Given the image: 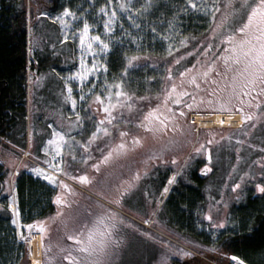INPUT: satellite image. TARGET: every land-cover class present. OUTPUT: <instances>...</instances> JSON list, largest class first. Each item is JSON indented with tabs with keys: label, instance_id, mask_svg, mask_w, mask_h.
<instances>
[{
	"label": "rangeland",
	"instance_id": "rangeland-1",
	"mask_svg": "<svg viewBox=\"0 0 264 264\" xmlns=\"http://www.w3.org/2000/svg\"><path fill=\"white\" fill-rule=\"evenodd\" d=\"M70 1L75 2L76 0H67L62 8L50 15L51 19L58 23L62 39L71 41L75 45L76 67L64 71L60 77L64 81L69 105L65 108V92L61 88L56 89L53 97H50L43 91L45 86L42 85L41 87L36 80L33 83V102L38 104L34 106L33 112L39 114L41 111L45 115V127L48 129L49 136L44 142L39 140V154L37 156L31 154L29 146L28 148H21L13 144L4 150L0 148V158L6 167L11 169L12 165L20 159L18 171L27 168L26 173L39 180L40 185L56 188L59 180H63L68 185L66 192L63 189L64 192L61 194L65 202L63 204L59 202L58 212L47 222L35 223L31 220L32 217L28 208L22 211L20 207L21 198L16 183L13 182L10 195L7 198L12 218L9 223H0V264H34L39 253V246L40 264H43L44 252L46 255L45 264H73L72 260L65 259L69 254L73 257L79 256L80 264H93L97 257L81 253L76 241L70 240L68 237L80 234V238L85 239L87 228L91 227L96 217L102 214L114 215L115 232L124 238V243L114 256L110 259L103 258V264H164L168 261V255L159 248L158 239L145 235L142 226H138V230L134 231L129 227L128 230L124 229L123 219L135 217L137 209L142 206L139 189H135L134 185H130V190L128 189L131 172L140 163H145L143 160L148 159L152 153L160 156L169 154L175 148L180 133H169L168 135L156 134L157 132L153 131L145 133L139 130L140 125L137 126L135 122L122 123L121 125V121L117 119L118 124L126 128L129 127L134 134L140 135L137 136L140 140L139 143L127 144L118 153L116 148H112L113 155L107 162H104L103 156L96 163L99 170L88 167L89 182H82V188L79 187L80 184L65 176V164L69 165L71 159L80 158L84 161L87 157L92 159L96 156L92 155L95 153L94 150H90V152L88 147L84 148L89 146V131H94L99 125L98 119L95 117L99 110L98 107L95 108L98 106L96 104L99 103L96 96L102 89V85L119 70L117 62L122 56L129 52H139L142 53L140 54L141 58L144 55L153 54L157 58L170 57L175 51L181 49L184 40L183 32L189 24L201 25L204 20L213 18L212 22L208 23V31L205 33L201 44L194 45L195 47L191 46L183 53L176 52L167 63L168 70L154 71L157 76L159 74L156 79L162 81L161 91L146 95L147 92L151 91L150 89L146 90L145 96L137 101L134 100L136 106L131 107L130 112H133L137 119L140 114L136 110L138 112L147 110L148 105L157 101L162 92L167 90L164 91L165 84L171 82L169 73L174 74L173 79L176 83L182 82V89L187 91L188 96H190V104L199 107L200 111L198 112L226 111L234 113L230 110H238L239 105L246 104L244 101L240 102L242 93L239 89L236 90L239 95L231 94L233 70L237 65L234 62L224 64L221 58L217 56V47L223 38L237 35L235 34L236 31L247 22L248 13L253 6L259 4V0H223L221 4H218L216 0H193L197 5L195 8L188 3V0H165L162 3V9H158L159 11L155 16L149 19H145L141 14L143 7L139 8L134 5L136 0H133L134 3L130 0H88L87 7H83L82 3H74L70 6L68 5ZM122 3L126 5L123 8L120 6ZM65 8L70 10V14H64ZM101 8H104L105 11L101 12ZM113 10H115L114 17L112 16ZM187 20H191L193 23L184 24V22H188ZM85 21L89 24V30L84 37L83 45H81ZM106 22L111 31L105 28ZM96 36L108 44L107 49L102 51L103 45L93 39ZM89 44L92 45L94 51L89 50ZM136 62L126 68L129 70L130 79L141 83L148 82V84L154 82L155 79L151 77V74L148 75L149 70L139 68L137 65L140 63L135 64ZM207 64H211L215 71H210L205 75L206 71L204 70H206ZM203 68L205 69L203 70ZM183 69L190 71L181 77L179 75ZM77 73L82 75H76ZM192 77H195L194 83ZM69 87L71 88V98H69ZM51 89V86L45 87L46 92ZM105 92L106 90H101V94L106 95V99H108ZM252 93H257V96L261 97L259 100L264 101V92L257 90L250 92V94ZM193 98H195V102H193ZM73 100H75V107ZM140 108L142 109L140 110ZM77 115H79V119H75ZM191 116L192 114L190 115L192 119ZM102 118L104 123L108 120V117L102 116ZM194 124L195 129L192 126L187 129L186 144L183 141L182 149L187 150L191 143L200 137V132L196 130L198 124L196 122ZM220 128L226 129L228 127H212V130L217 131ZM54 132H60L64 135L63 140H56V143L61 145L59 149H57L56 144L48 143L49 140L56 139ZM141 135L142 138H140ZM30 141L31 139L28 141L29 145ZM0 143L3 144V142ZM46 147L48 151H44ZM247 149L245 155L250 157V160L254 159L255 153L249 152L254 151V149ZM231 150L229 153L234 158V149ZM218 152L219 154L226 153L223 149ZM85 155L87 157L84 159ZM31 159L47 166L46 169H43L44 173L51 175L56 183L46 178V175L35 171V169L40 168ZM150 163H153L152 159H150ZM261 163L264 164L263 161ZM53 165L62 170H57V167H53ZM14 170L16 168L12 169L13 178L17 176L13 175ZM257 175L255 180L258 181L264 177L263 173ZM245 180L248 181L249 179H241V181ZM250 180L252 181L250 184H253L254 179ZM124 191L125 195L123 194ZM13 208L19 210L18 215L13 212ZM109 209L111 212L108 211ZM14 218L17 220L16 224L12 222ZM28 224H32L33 227L31 229L25 227ZM37 224L40 227H37ZM144 224L147 227H152L150 220ZM229 224L234 225V221L230 220ZM161 226L159 229L162 232L170 234ZM82 229L83 233L81 232ZM40 242L41 245H39ZM183 243L199 250L194 254L185 255L188 261L186 264H198L193 263L195 258L202 264H222L208 257L209 254L205 253V249L200 248L196 242L183 241ZM210 252L217 256L220 255L215 251ZM232 256L234 257V255ZM232 256L224 255L227 259L229 258L230 262H233L232 264H237V260H231L230 257ZM240 261H242L241 258ZM258 263L264 264V254L261 259H258Z\"/></svg>",
	"mask_w": 264,
	"mask_h": 264
},
{
	"label": "flooded vegetation",
	"instance_id": "flooded-vegetation-1",
	"mask_svg": "<svg viewBox=\"0 0 264 264\" xmlns=\"http://www.w3.org/2000/svg\"><path fill=\"white\" fill-rule=\"evenodd\" d=\"M235 34H237L234 36L235 40L243 38V34L238 31ZM230 43L223 38L217 47V56L224 64L233 62ZM224 57H229L227 63H225ZM208 67L209 69H207ZM207 68L206 70L203 68L207 73L215 71L211 64H207ZM185 70L183 69L181 72H185ZM169 77H171V82L164 86V91L167 90L162 92L157 101L148 105L147 110L137 112L140 114L137 119L133 112H130L129 105L133 104V100L129 99L126 94L121 114L112 111L108 125L106 122L103 124L98 122L101 131L97 132L93 140L89 138L93 132L97 131L98 127L89 133V146L84 148L88 147V151L94 150L95 153L92 155L103 153L105 156L109 150L116 148L121 142L125 145L132 144L134 138L140 135L134 134L129 127L121 126L122 123L135 122L137 126L140 125V131L151 132L141 127L144 115L149 109L164 104V95L171 89L173 83L177 85L178 91H185L182 89V82L174 81L173 73ZM189 98L188 95L181 96L182 103L176 105L172 103L173 98L170 97L169 106L174 111L180 109L183 115L175 112L176 119L174 122H170L167 130L153 131L160 135L180 133L175 148L169 154L161 156L152 153L148 159L143 160L145 163H140L131 172L128 189L130 190V185L139 189L142 206L137 209L135 217L123 219V228L128 230L129 227L134 231L138 230V226H142L145 235L156 237L159 241V248L168 255V261L164 264H186L188 261L184 253L194 254L199 251L197 248L186 245L183 241L196 242L215 262L232 264L233 262H230L227 257L234 255L248 264H259L245 250L241 249L246 238L252 237L258 229L259 222L255 221L247 227L245 223L243 224L241 217L243 212L250 209L251 203L264 200V193L257 190V185L264 186V177L259 181L255 180L257 174L263 173L264 175V164L261 163L264 162V132L261 131L264 127V101L259 100L261 97L257 96V93L247 96L242 94L240 102L244 101L246 104L240 103L238 110H230L240 113L242 118L240 126L213 131L212 127L197 125L196 130L200 132V137L185 150L182 149V143L184 141L186 144L187 129L189 126L195 129V122L190 118V115L200 111L199 107H188ZM260 112L261 114H259ZM246 114L250 116V119H244ZM117 119L121 120V125L117 123ZM104 128H108L107 133L103 131ZM259 130L260 132H258ZM121 132H125L126 135L122 137ZM142 135L144 134L142 133ZM142 135L140 138L143 137ZM198 148L200 149L199 154L195 151ZM247 148L254 149V151H249L251 154L255 153L254 159L250 160V157L245 155ZM221 149L226 153L219 154L218 151ZM231 149H234V158L229 153ZM86 157L85 155L84 159ZM88 159L90 158L87 157L84 161ZM150 159L153 161L152 164ZM205 165L208 166L207 170L201 171ZM170 177H174V182L171 184L169 183ZM244 178L249 180L241 181ZM250 179H254L253 184H250L252 182ZM248 184L249 186H247ZM165 187L168 188L167 192H164ZM63 189L64 187L59 190L60 194L56 197L57 202L64 200L61 194L66 192V189L64 191ZM123 194L125 195V191ZM209 216L211 219H208ZM149 220L152 227H147L144 224ZM230 220L234 221V225L229 224ZM160 225L170 234L162 232L159 229ZM210 251L218 252L220 255H214ZM230 258L233 260L232 257ZM193 263L202 264L196 259H193Z\"/></svg>",
	"mask_w": 264,
	"mask_h": 264
},
{
	"label": "trees",
	"instance_id": "trees-1",
	"mask_svg": "<svg viewBox=\"0 0 264 264\" xmlns=\"http://www.w3.org/2000/svg\"><path fill=\"white\" fill-rule=\"evenodd\" d=\"M66 1L0 0V142H3V144L0 143V148L3 150L13 144L26 148L29 139H31L30 143L33 140L38 142L43 140L44 142L49 136L48 129L45 127V115L41 111L39 114L33 112L34 106L38 104L33 102V83L37 80L41 87L42 85L51 86L52 89L49 92H46L45 87L43 91L53 97L58 88L66 91L64 81L60 78L61 74L76 67L74 43L62 39L58 23L50 17L51 14L62 8L67 3ZM130 1L134 3L133 0ZM164 1L136 0L134 5L139 8L143 7L141 14L145 19H149L162 9ZM221 1L223 0H216L218 4H221ZM88 2V0H76L75 2L70 1L68 5L82 3L83 7H87ZM191 20H189L190 22L187 20L188 22H184V24L193 23ZM212 20L213 18L206 19L201 25L193 23L189 24L187 28L185 27L183 45L170 57L157 58L153 54L144 55L141 58L140 54L142 53L139 52H129L123 55L117 62L119 70L101 87L106 90L108 99H106V95L101 94L102 89L98 92L104 102L102 104L97 100L101 114L109 119V113L103 111L104 105L109 104V93H111V104L116 105L111 108V115L113 112L121 114L125 98V96L117 98L116 91L126 93L129 99L133 100V104H130L131 107L136 106L135 101L145 96L146 90H151L146 95L160 92L162 81L156 79L159 74L157 76L154 71L168 70L167 63L176 52L183 53L187 48L201 44L208 31V23H211ZM133 57L136 59L132 60L131 64L135 61L139 62L140 64L137 66L149 70L148 75L151 74V77L155 79L154 82L148 84V82L141 83L130 79L129 70L126 68L131 65L128 61ZM64 94L65 108H67L69 101L66 92ZM106 124L108 125V123ZM261 131L264 132V129ZM89 133L91 132L89 131ZM103 155V153H97L94 158L87 161L80 158L71 159L69 165L65 164V176L81 186L82 182L74 177L88 175V167L93 168L92 165L99 162ZM26 171L27 168L20 169L17 176L13 178L12 170L6 167L0 158V223L2 224L9 223L12 218L7 198L10 195L13 182L16 183L21 198L20 207L22 211L28 208L33 222H47L58 212L60 203L57 202L56 197L60 194L59 190L64 187L65 182L59 180L56 188L44 187L45 185H40L39 180L34 179ZM61 181L63 184L60 183ZM64 189L66 188L64 187ZM249 207L250 209L242 214V222L248 227L257 221L259 227L252 237L246 238L241 249L258 262V259H261L264 254V200L253 202ZM43 260V264H45V252Z\"/></svg>",
	"mask_w": 264,
	"mask_h": 264
},
{
	"label": "snow or ice",
	"instance_id": "snow-or-ice-1",
	"mask_svg": "<svg viewBox=\"0 0 264 264\" xmlns=\"http://www.w3.org/2000/svg\"><path fill=\"white\" fill-rule=\"evenodd\" d=\"M188 3L192 5L193 8H195L197 5L193 2V0H188ZM122 8L125 7L123 3L120 5ZM183 10V9H181ZM105 11L104 8H101V12ZM64 14H70V10L68 8L64 9ZM112 16H115V10L112 12ZM63 22V21H62ZM105 28L108 31H111V29L108 26V23H105ZM89 30V24L87 21L84 22L83 25V34L81 35V45L84 43V37L87 35ZM238 32L243 34V38L240 40H235L234 36H228L225 37L228 41H230V48L233 53V56L231 59L233 62L237 65V67L233 70V78H232V89L231 94L232 95H239L237 93V89L240 90V93H242L244 96L250 95L251 91H261L264 92V0H259V4L253 6L251 8V11L248 13L247 16V22L238 29ZM93 39L100 42V44L103 45V49L108 48V44H106L104 41L100 40L99 36L93 37ZM211 47V45H209ZM89 50H92V45H88ZM136 59L135 57L131 58L128 63L131 64L132 60ZM225 63L228 62L229 57H224ZM83 63V61H82ZM190 71L189 69H186L185 72H181L180 76H185V73ZM207 75V72L204 73ZM76 75H82L81 73H77ZM171 75V73H169ZM192 82H195V77H192ZM91 91V90H90ZM69 92V98H71V88L68 89ZM188 93L186 91H178L177 85L175 83L172 84L171 89H169L166 94L164 95V104L157 105L156 108L149 109V111L144 115L143 121H141V127H144L147 130L150 131H159V130H167V128L170 126V122H174L176 119L175 112H179L180 115H183V112L180 109H175V111L169 106V98L172 97V103L176 105H180L182 103L180 97L181 96H187ZM115 96L117 98L121 96L126 97V93H123L121 91H116ZM96 100L100 101V103H104L103 99L97 95ZM193 102H195V98H193ZM117 103H119V100H117ZM73 106L75 107V100H73ZM115 104H111V93H109V104L104 105L103 111L106 113H109V119H111V108L115 107ZM131 107V105H129ZM188 107H193V104H188ZM163 108V110H161ZM243 111V109H241ZM77 119H79V115H77ZM244 119H250L249 115H245ZM223 122V121H221ZM103 123V121H101ZM174 130V129H173ZM101 131V129L98 127L96 132L92 133V136L89 138L90 140L95 139L97 132ZM103 131L105 133L108 132L107 128H104ZM120 135L123 137L126 135L125 132H121ZM54 137L56 139L49 140V144H56L57 149L61 147L60 144L56 143V140H63L64 135L60 132H54ZM134 143H139L140 140L138 137H135L133 140ZM126 145L121 142L119 145L116 146V152L118 153L121 149H124ZM44 151H48V148L46 147ZM197 154H199L200 149H195ZM59 154V153H57ZM113 155V151L109 150L107 154L104 156L103 160L104 162H107V160ZM209 159L211 157L209 156ZM174 162V161H173ZM53 167H57V170L59 169L58 166L53 165ZM93 168H97V165H92ZM208 166L205 165L204 168L201 169V171L207 170ZM35 171L40 172L41 174L46 175V178L51 179L53 183H56V180L51 176L44 173L43 169H35ZM137 178H139L137 176ZM74 179H78L81 182L88 183L89 177L85 175H81L78 177H74ZM174 182V177L169 178V183ZM63 184V181L60 182ZM65 188L68 187L67 184L63 185ZM234 187H236L234 185ZM257 190L264 193V186L257 185ZM127 191V189H125ZM168 188H164V192H167ZM60 203H64L65 201H60ZM117 202H119L117 200ZM9 207H12V205H9ZM111 212V209L108 210ZM13 212L18 215L19 210L17 208H13ZM208 219H211L209 216ZM13 224L17 223V220L13 219ZM147 223V221H145ZM37 227H40L39 224L36 225ZM25 227L31 229L33 227L32 224H28ZM116 229V223L113 216H108L106 214H102L96 217L95 221L93 222V225L91 227L87 228L86 232V238L81 239L80 234H77L75 236H69L68 239L76 241L77 245H79V251L81 253L87 254L88 256L95 255L97 259L93 262V264H103V258H111L115 255V253L119 250V248L124 243V238L118 236V234L115 232ZM83 233V229L81 230ZM22 235V233H21ZM185 255H190V253H184ZM66 260H72L73 264H80V257L76 256L73 257L71 254L65 257ZM234 260L240 261L239 257H233ZM38 264V262H37ZM240 264H244L243 261H240Z\"/></svg>",
	"mask_w": 264,
	"mask_h": 264
},
{
	"label": "bare ground",
	"instance_id": "bare-ground-1",
	"mask_svg": "<svg viewBox=\"0 0 264 264\" xmlns=\"http://www.w3.org/2000/svg\"><path fill=\"white\" fill-rule=\"evenodd\" d=\"M191 117H192V120L196 122L198 126L200 127H238L240 126L242 122L240 113H228V112H219V111L218 112L216 111L215 112H194ZM35 259L36 260H34V264H37V262L38 264L41 263L40 246H39L38 256ZM232 259H233V256H232ZM238 263L240 262L238 261ZM244 264H248V263L244 262Z\"/></svg>",
	"mask_w": 264,
	"mask_h": 264
},
{
	"label": "crops",
	"instance_id": "crops-1",
	"mask_svg": "<svg viewBox=\"0 0 264 264\" xmlns=\"http://www.w3.org/2000/svg\"><path fill=\"white\" fill-rule=\"evenodd\" d=\"M77 118V116H75V119ZM78 128H79V126H78ZM75 129V128H74ZM74 131H76V129L74 130ZM39 142L37 141V140H33L31 143H30V148H29V150H31V154L33 155V156H37V154H39ZM42 150V149H41ZM19 163H20V159H18L16 162H15V164L14 165H12V167H11V170L13 169V168H16L17 170H18V166H19ZM15 171V170H14ZM14 173V172H13Z\"/></svg>",
	"mask_w": 264,
	"mask_h": 264
},
{
	"label": "water",
	"instance_id": "water-1",
	"mask_svg": "<svg viewBox=\"0 0 264 264\" xmlns=\"http://www.w3.org/2000/svg\"><path fill=\"white\" fill-rule=\"evenodd\" d=\"M96 105H98V104H96ZM96 107H98L99 108V110H98V112H97V114L95 115V117L98 119V122L100 123V124H103L104 123V119L102 118V114H101V112H100V107H99V105L98 106H95V108ZM101 121H103V123H101Z\"/></svg>",
	"mask_w": 264,
	"mask_h": 264
},
{
	"label": "built area",
	"instance_id": "built-area-1",
	"mask_svg": "<svg viewBox=\"0 0 264 264\" xmlns=\"http://www.w3.org/2000/svg\"><path fill=\"white\" fill-rule=\"evenodd\" d=\"M36 163H37V162H36ZM37 165L39 166L40 169H46V167H47V166H44V165L39 164V163H37ZM37 175H38V174H37ZM39 177H40V176H39Z\"/></svg>",
	"mask_w": 264,
	"mask_h": 264
}]
</instances>
